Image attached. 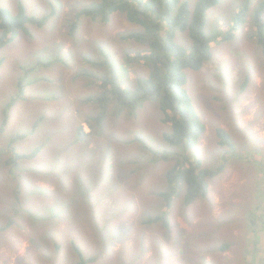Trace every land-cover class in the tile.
Masks as SVG:
<instances>
[{
  "label": "rangeland",
  "instance_id": "obj_1",
  "mask_svg": "<svg viewBox=\"0 0 264 264\" xmlns=\"http://www.w3.org/2000/svg\"><path fill=\"white\" fill-rule=\"evenodd\" d=\"M92 2L0 0V6L13 14L24 7L32 16L50 17L44 28L30 27L33 36L21 32L0 51V116L11 107L10 127L17 125L14 128L23 132L29 131L38 117L46 118L45 129L43 125L42 131L18 143L21 152H31L49 138L41 155L18 165L20 169L10 170L11 154L0 153V227L10 223L6 230L0 229V264H78L81 256L94 258L92 264H264V54L253 38L258 0H220L205 13L211 28L221 30L233 24L242 8H249L247 23L236 38L212 44V58L203 70L186 72V89L206 125L190 159L196 157L205 167H214L226 157L228 164L211 180L208 196L201 197L204 200L195 208L185 206L186 190L181 187L168 211L155 194L167 191V174L176 161H149L150 150L162 145L163 133L169 129L161 121L163 114L156 99L146 101L142 117H134L130 111L119 120L117 130L111 117L107 146L92 142L87 148L74 141L76 123L90 131L81 120L89 110L82 98L95 90L99 78L93 72H82L80 63L72 66L73 55L81 61L84 55H91L103 63L105 49L112 46V51L123 53L121 32L139 30L119 15L107 24L82 18V31L78 28L69 38L68 20L72 25L78 23L76 15ZM53 9L56 13L50 16ZM176 42L192 48L189 34L180 29L176 30ZM133 46L131 57L139 56L145 48L136 42ZM22 60L37 66L45 76L30 83L32 74L24 73L26 87L20 93L21 77L14 83V75ZM24 62L22 65L27 64ZM49 63L52 65L47 67ZM142 64L141 60L132 63L136 73L125 66L124 88L148 76L149 69ZM115 69L113 65L107 68L110 74ZM95 70L101 77L103 70ZM73 75L82 87L72 81ZM246 77L251 81L243 92ZM43 90L56 93L51 97ZM136 124L141 131H151L148 154L136 136ZM217 128L233 134L236 154L227 156V148L218 143ZM115 134L124 139L119 141ZM1 139L6 147L9 137ZM168 149L178 151L170 145ZM43 161L48 165L43 167ZM55 166L74 176L66 174L68 182L62 187L57 177L44 172ZM70 182L75 184L74 193ZM147 210L158 217L156 222L148 220ZM188 238L189 243L185 241ZM223 244L231 247L223 251Z\"/></svg>",
  "mask_w": 264,
  "mask_h": 264
},
{
  "label": "trees",
  "instance_id": "obj_2",
  "mask_svg": "<svg viewBox=\"0 0 264 264\" xmlns=\"http://www.w3.org/2000/svg\"><path fill=\"white\" fill-rule=\"evenodd\" d=\"M219 1L196 0L194 3L192 0H94L91 6L83 8L80 14L76 15V18L79 19L78 23L72 25L71 20H68L69 38L75 34L78 28L82 31V18H89L95 22L107 24L115 15H119L131 25L139 28L138 31L121 32L119 36L123 43V53L112 51L111 46L103 52L105 60L103 63H99L91 55H84L83 61L77 59L76 54L73 55L72 66L73 63H75V66L80 63V66H84L80 69L82 72H93L95 78H99V83L97 82L98 84L95 83V87L93 86L95 90L86 93L82 98V104H85L89 110L83 112L81 120L88 124L90 131L86 132L82 123H76L73 127L74 141L86 145L87 148L90 147L89 145L92 142L107 146L105 139L108 137L106 134L110 122H115L113 129L117 130L119 120L124 118L130 111L134 112V117H142L141 110L146 101L151 98L156 99L155 102L159 104L163 114L161 121L164 125L169 126V129L163 133L162 145L159 148L150 150L151 158L149 161L150 163L163 160H165L164 162L176 161V164L169 168L170 172L167 174V191L155 194L166 211L171 208L174 198L181 193V187L186 190L185 206L190 209L195 208L198 202L204 200L201 197L208 196L211 190V180L222 174L228 164L227 158L224 157L217 161L214 167H205L202 160H191L187 155L197 148L200 139L206 132V125L199 117L193 99L186 89L188 82L186 72L188 70L196 72L203 70L205 64L212 58V44L218 41L229 42L235 39L237 33L246 25L249 15V8L244 7L236 14L233 24L228 29L223 26L221 30H214L211 28L205 13L207 10L215 8ZM258 5L259 9L254 17L255 33L253 38L262 47L264 54V0H258ZM52 7L54 8L53 4ZM55 13L56 10L53 9L50 16H54ZM49 19L48 16L44 18L32 16L24 7L21 8L19 13L13 14L9 9L0 6V51L10 42L16 40L21 32H30L33 36L30 27L34 26L42 29L47 25ZM178 29L189 34L192 41L190 50L176 42V30ZM133 42L145 47L139 56H130L131 49H135ZM59 46L61 44L57 45V47ZM112 54H115L119 60ZM135 60H141L142 65L149 69V74L148 76L139 77L137 84L134 86L128 84L124 88L122 85L127 82L122 78L125 66H130L133 72L136 73L135 68L132 66ZM22 61L24 62V60ZM22 61L18 62L19 73L14 75V83L17 77H21L18 82L20 93L26 87V77L23 76L32 74L30 83L45 76V73L41 74L43 71L38 69L37 66L29 64V62H24L27 64L22 65ZM51 65L52 63H49L46 66L50 67ZM109 65L116 67L115 72L109 73V70H107ZM95 69L103 70L101 77L100 74H96L97 70ZM24 73L25 75H23ZM237 74L239 75V72ZM75 75H73L72 81L77 86L82 87L81 84L83 83H76L77 78ZM85 76L89 75L86 74ZM243 80V92H245L251 79L246 77ZM55 93L47 91L45 95H52L51 97H53ZM92 109L95 110L94 113H91ZM11 114V107H8L0 116V153H4V156L11 154L8 168L13 170V168L18 169L20 164H28L37 159L49 138L47 137L42 144L35 148V145H32L34 149L31 152H21L18 143L34 136L39 129L41 130L43 125V129H45L46 121L45 123L43 121L46 118L43 116L38 117L31 129L23 132L14 128L17 125L10 127ZM78 115H81V113L79 112ZM111 117H113V120L109 121ZM73 119L75 120L74 116ZM136 126V136L143 144V151L148 154L150 147L146 148V146L151 131L146 129L141 131L140 126L137 124ZM216 134L220 146L227 148V156L238 152L237 140L234 139L231 132L224 128H217ZM5 136L9 137L6 147L2 146L1 139ZM116 136L119 141L124 139V136ZM131 144L132 141L128 140L127 145ZM169 145L177 148L178 151L172 153L168 149ZM244 149L242 148V151ZM142 158H148V155H143ZM41 164L44 165L43 167L48 165L44 161ZM67 171L61 166L44 170L47 176L57 177L61 187L63 183L68 182L67 175H69V178L74 177L71 172ZM23 174L24 172H20V175ZM60 174H62V177ZM69 184L72 193H74L76 191L75 184L72 185L71 182ZM191 205L194 206L190 207ZM190 209L187 212L188 216L192 217ZM149 210L146 211V215L149 217L148 220L156 222L158 217L149 213ZM9 225L10 223L1 226V231L6 230ZM189 240L188 238L185 241L189 243ZM230 247L231 245L223 244L221 249L224 251ZM94 261V258L87 259L81 256L78 264H92ZM47 264H49V261H47Z\"/></svg>",
  "mask_w": 264,
  "mask_h": 264
},
{
  "label": "clouds",
  "instance_id": "obj_3",
  "mask_svg": "<svg viewBox=\"0 0 264 264\" xmlns=\"http://www.w3.org/2000/svg\"><path fill=\"white\" fill-rule=\"evenodd\" d=\"M198 147V146H197ZM196 150V149H195ZM188 156H189V158L191 157V155H190V152L187 154ZM194 159H199V158H194ZM201 160V159H200Z\"/></svg>",
  "mask_w": 264,
  "mask_h": 264
}]
</instances>
